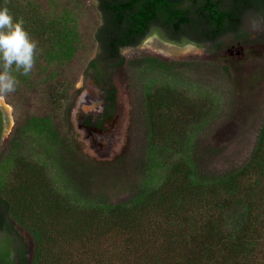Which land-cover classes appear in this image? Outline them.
<instances>
[{
    "label": "trees",
    "instance_id": "trees-1",
    "mask_svg": "<svg viewBox=\"0 0 264 264\" xmlns=\"http://www.w3.org/2000/svg\"><path fill=\"white\" fill-rule=\"evenodd\" d=\"M260 1L94 0L97 52L84 74L102 89L104 118L116 109L114 75L126 62L124 48L153 33L208 50L222 48L225 39L245 43L242 19L250 9L264 11ZM0 6L23 19L37 44L36 57L53 65L52 111L29 117L20 131L33 129L50 140L57 168L75 191L63 194L42 165L26 163L21 170L17 160L12 196L2 191L0 181V264H264V113L242 162L207 169L204 161L220 148L192 144L190 134L207 116L206 99L172 84L151 85L145 91L147 127L165 173L149 189L141 175L129 199L111 200L102 180L124 183L129 164L121 154L102 160L83 150L72 122L78 90L71 93L75 81L57 70L76 49L74 7L59 0H0ZM216 59L213 63L222 76L228 73L234 91L240 78L226 59ZM143 61L168 65L151 56ZM255 78L257 74L248 81ZM85 187L92 192L101 187L104 193L77 198ZM19 217L32 237L31 249L17 227Z\"/></svg>",
    "mask_w": 264,
    "mask_h": 264
},
{
    "label": "rangeland",
    "instance_id": "rangeland-1",
    "mask_svg": "<svg viewBox=\"0 0 264 264\" xmlns=\"http://www.w3.org/2000/svg\"><path fill=\"white\" fill-rule=\"evenodd\" d=\"M59 1L74 7L78 30L76 49L72 57L57 69L59 72L64 71L75 81L71 93L78 90L72 110L77 138L83 150L90 156L110 160L121 154L129 164L124 172V183L116 185L110 178L102 180V185L107 188L105 193L111 200L129 199L136 193L140 185L136 180L140 181L141 175L144 178L146 176L145 186L149 189L159 184L165 173L161 159L152 147L154 143L147 127L145 91L151 85L172 84L180 90H187L198 99H206L207 116L200 125L192 128V144H213L220 148V153L206 159L204 167L222 168L242 162L247 157L255 141L260 116L264 113V26L253 29L250 21L264 17V14L245 15L243 30L247 32V42L231 43L229 39H225L224 46L217 50H208L206 46L196 44L192 47L193 43L175 44L161 39L155 33L145 37L137 46L124 48L122 54L126 62L114 75L118 96L114 113L120 108V114L115 122L107 124L108 132L101 138H96L97 143H93L89 141L86 131L80 128V116L83 112L78 101L87 92L94 93L95 100L103 97L100 87L90 76L84 74L86 63L97 52L94 31L99 23V14L94 0ZM160 45L170 46L177 52L164 53L159 50ZM146 56L167 61L168 65L158 67L149 64L143 61ZM219 57L226 59L227 64L231 63L232 68L229 70L240 78V84L236 85L234 91L228 73L222 76L213 63ZM52 69V64H48L42 56L35 55L30 73L24 75L22 71L13 70L18 81L15 91L0 94V104L8 114L7 127L0 143V181L6 195L12 196L11 186L15 182L17 160L20 161L18 169L21 170L26 163L42 165L47 179L49 177L54 180L60 192L75 194L74 188L57 168L50 140L33 129L20 131L29 117L52 111L53 105L48 96L55 82V78L51 76ZM254 74H257V78L249 82ZM57 120H60L58 115ZM152 152L150 160L149 153ZM143 166L147 167L144 169ZM127 176L130 178L129 190ZM88 190L85 187L77 194V198L87 195L93 199L96 197L95 192H103L101 187H96L93 192ZM21 221L22 217H19L17 227L26 236L31 249L32 237L22 228ZM3 235L0 231V236Z\"/></svg>",
    "mask_w": 264,
    "mask_h": 264
},
{
    "label": "clouds",
    "instance_id": "clouds-1",
    "mask_svg": "<svg viewBox=\"0 0 264 264\" xmlns=\"http://www.w3.org/2000/svg\"><path fill=\"white\" fill-rule=\"evenodd\" d=\"M253 29L264 26V17L250 21ZM195 47V45H191ZM37 44L30 38L22 18H14L6 6H0V94L15 91L13 70L31 72Z\"/></svg>",
    "mask_w": 264,
    "mask_h": 264
},
{
    "label": "flooded vegetation",
    "instance_id": "flooded-vegetation-1",
    "mask_svg": "<svg viewBox=\"0 0 264 264\" xmlns=\"http://www.w3.org/2000/svg\"><path fill=\"white\" fill-rule=\"evenodd\" d=\"M260 5L264 7V2L260 1ZM249 13H255V14L262 15L264 14V11L262 9L261 10L250 9V11L247 14ZM243 22H244V19H242L241 26H243ZM164 46H167V45H164ZM87 97L93 98L94 96L91 95ZM117 101H118V96H116V103H118ZM104 104L102 105L86 104L84 106H81L83 115L80 116L81 117L80 128L86 131L88 137L90 138L89 141L90 142L92 141L93 143H97L96 138H101L103 135H105L108 132L107 124L111 123L112 121L115 122L117 119V118L114 119L116 113H114L112 117L104 118V112H103ZM7 121H8V114L6 113L3 106L0 104V143L2 140V135L4 133V130L7 127Z\"/></svg>",
    "mask_w": 264,
    "mask_h": 264
},
{
    "label": "water",
    "instance_id": "water-1",
    "mask_svg": "<svg viewBox=\"0 0 264 264\" xmlns=\"http://www.w3.org/2000/svg\"><path fill=\"white\" fill-rule=\"evenodd\" d=\"M168 2H177V1H180V0H167ZM99 91H102V89L100 88ZM84 98H86L85 94H83L81 96V98L79 99L78 103L80 106H84L86 104H104V98H99L97 100L93 99V98H90V97H87L88 101H85ZM120 114V108L117 110L116 114H115V117L114 119H116Z\"/></svg>",
    "mask_w": 264,
    "mask_h": 264
},
{
    "label": "bare ground",
    "instance_id": "bare-ground-1",
    "mask_svg": "<svg viewBox=\"0 0 264 264\" xmlns=\"http://www.w3.org/2000/svg\"><path fill=\"white\" fill-rule=\"evenodd\" d=\"M160 46H161V45H160ZM186 46H188V45H186ZM189 46H190V45H189ZM159 50L162 51V52H164V53H167V54L177 52L176 50L172 49V47H170V46H164V45H162L161 47H159ZM92 94H93V95H92ZM91 95L94 96V93H92V92H87V93L85 94L86 98H84V100L87 101V96H91ZM94 97H95V96H94Z\"/></svg>",
    "mask_w": 264,
    "mask_h": 264
}]
</instances>
